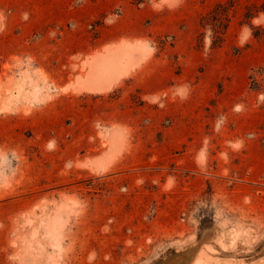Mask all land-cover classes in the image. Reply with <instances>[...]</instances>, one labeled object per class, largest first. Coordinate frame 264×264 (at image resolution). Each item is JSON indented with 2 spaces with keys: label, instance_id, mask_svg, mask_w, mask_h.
I'll return each instance as SVG.
<instances>
[{
  "label": "rangeland",
  "instance_id": "obj_1",
  "mask_svg": "<svg viewBox=\"0 0 264 264\" xmlns=\"http://www.w3.org/2000/svg\"><path fill=\"white\" fill-rule=\"evenodd\" d=\"M223 3L0 0V264H264V0Z\"/></svg>",
  "mask_w": 264,
  "mask_h": 264
},
{
  "label": "trees",
  "instance_id": "obj_2",
  "mask_svg": "<svg viewBox=\"0 0 264 264\" xmlns=\"http://www.w3.org/2000/svg\"><path fill=\"white\" fill-rule=\"evenodd\" d=\"M237 0H226V3L220 4L215 10H213L212 21L214 24L221 23V19L225 16V12L228 8L233 7Z\"/></svg>",
  "mask_w": 264,
  "mask_h": 264
},
{
  "label": "bare ground",
  "instance_id": "obj_3",
  "mask_svg": "<svg viewBox=\"0 0 264 264\" xmlns=\"http://www.w3.org/2000/svg\"><path fill=\"white\" fill-rule=\"evenodd\" d=\"M109 68H110V67H109ZM109 68H107V62H103V63H99V64L97 65L96 71H97L98 73L103 72L104 70L107 72V71L109 70ZM104 80H105V79H104ZM102 83H103V81H102Z\"/></svg>",
  "mask_w": 264,
  "mask_h": 264
}]
</instances>
